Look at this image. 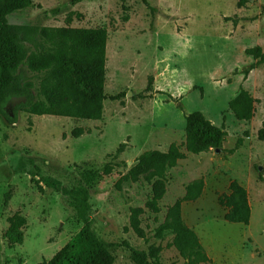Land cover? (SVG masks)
Instances as JSON below:
<instances>
[{
	"label": "rangeland",
	"instance_id": "rangeland-1",
	"mask_svg": "<svg viewBox=\"0 0 264 264\" xmlns=\"http://www.w3.org/2000/svg\"><path fill=\"white\" fill-rule=\"evenodd\" d=\"M31 1L7 23L64 27L69 18L72 28L107 31L106 99L98 121L20 114L9 124L0 117V264H46L83 226L72 198L44 186L41 177L89 191L88 222L113 264H132L124 243L145 253L159 248L160 264H184L173 236L158 238L155 230L195 181L203 182V192L182 204L181 216L209 259L204 264H264V142L257 136L264 123V65L251 70L255 60L246 54L254 47L264 53V0L241 7L240 0ZM26 78L38 87L32 75ZM241 90L254 99L249 122L237 121L228 107ZM196 111L226 132L218 153L185 152V118ZM172 145L186 157L168 170L160 211L153 213L146 207L151 184L124 177L143 152ZM105 165L111 173L99 172L85 185L82 173ZM232 181L247 192L246 226L227 223L218 204ZM136 208L143 210L145 239L129 228ZM16 213L26 221L24 240L11 247L4 234Z\"/></svg>",
	"mask_w": 264,
	"mask_h": 264
},
{
	"label": "trees",
	"instance_id": "trees-1",
	"mask_svg": "<svg viewBox=\"0 0 264 264\" xmlns=\"http://www.w3.org/2000/svg\"><path fill=\"white\" fill-rule=\"evenodd\" d=\"M78 1L73 0L74 3ZM244 2L240 0L238 6H243ZM31 4V0H0V117L9 124L16 123L20 114L101 120L106 99L107 31L103 28H72L69 18L64 27L7 23L8 16L29 8ZM246 54L255 60L251 70L264 65V53L260 47L250 48ZM26 74L37 80L38 87L26 78ZM228 107L237 121L249 122L254 116V99L247 91H239ZM184 132L185 152L195 156L220 149L226 137L223 128L215 126L197 111L186 116ZM81 134L80 129L72 132L74 138ZM257 136L264 142V123ZM185 157L175 145L170 146L166 152H143L124 179L136 181L144 177L151 184V198L146 207L158 213L159 202L166 192V174ZM111 171V166L105 165L99 170L84 171L81 177L85 185H89L99 172L109 175ZM39 180L47 188L70 196L79 221L83 224L46 264H113L114 258L108 247L91 230L88 222L89 191L82 187L67 190L60 181L51 177H41ZM39 180L33 182L41 191ZM203 189L202 181L188 184L184 196L167 209L163 223L155 230L158 238L165 233L173 236L172 245L184 264L209 262L197 235L185 225L181 216L182 204L196 201ZM8 198L6 195L5 201ZM218 204L226 209L224 220L227 223L248 225L251 210L247 192L239 183L232 181L228 192L218 197ZM142 214L140 208L131 209L129 228L139 238L145 239L140 221ZM8 223L5 240L11 247L21 245L25 219L16 213L9 218ZM123 246L129 251L132 264H160L159 248L151 247L145 253L126 243Z\"/></svg>",
	"mask_w": 264,
	"mask_h": 264
},
{
	"label": "water",
	"instance_id": "water-1",
	"mask_svg": "<svg viewBox=\"0 0 264 264\" xmlns=\"http://www.w3.org/2000/svg\"><path fill=\"white\" fill-rule=\"evenodd\" d=\"M214 152H215V153H218V152H219V149H215Z\"/></svg>",
	"mask_w": 264,
	"mask_h": 264
}]
</instances>
